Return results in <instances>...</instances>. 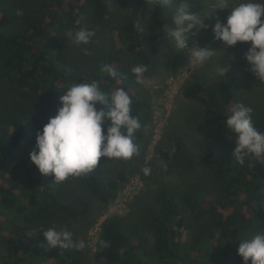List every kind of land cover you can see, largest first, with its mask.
<instances>
[{"label": "trees", "instance_id": "16d2710c", "mask_svg": "<svg viewBox=\"0 0 264 264\" xmlns=\"http://www.w3.org/2000/svg\"><path fill=\"white\" fill-rule=\"evenodd\" d=\"M124 1L0 0V264H90L88 247L49 249L41 233L63 227L83 242L97 213L117 198L118 179L109 173L105 157L93 173L60 183L51 174L39 173L29 160L35 134L73 83L97 81L102 91L119 87L129 94L132 115L141 123L134 136V158L142 161L152 108L130 70L135 61L151 63L148 23L152 15L163 28L168 22L164 7L158 0H129L127 14L116 27L123 49L109 44L101 53H81L76 60L66 55L64 43L70 30L119 21ZM105 65L116 68L122 78L113 80L103 72ZM181 95L234 138L225 123L241 97L233 80L209 85L194 80L183 85ZM253 124L264 133V114ZM233 149L212 135L201 139L199 147L188 135L157 143L158 159L184 160L190 171L206 175V182L162 188L137 219L105 218L94 259L100 264H243L237 255L240 233L264 230V155L241 164Z\"/></svg>", "mask_w": 264, "mask_h": 264}, {"label": "clouds", "instance_id": "9594fccd", "mask_svg": "<svg viewBox=\"0 0 264 264\" xmlns=\"http://www.w3.org/2000/svg\"><path fill=\"white\" fill-rule=\"evenodd\" d=\"M161 7L176 4L171 26L164 32L176 50L191 49L190 60L194 66H205L217 49L190 46L201 29L208 25L199 12L193 10L192 0H158ZM215 10H229L224 21L217 19L211 26L213 40L225 47L237 43H249L243 59L249 70L264 81V0H216ZM76 45H87L95 36L88 28L69 33ZM84 54L88 50L83 49ZM219 59V58H218ZM216 60L215 75L223 78L229 67H221ZM148 66L137 64L131 68L135 82L150 87L155 81L147 77ZM103 72L113 80L122 74L105 65ZM97 104L103 107L97 109ZM56 114L50 117L35 134V144L29 152L30 162L43 175L51 174L54 182L60 183L70 177L86 176L94 172L101 157L131 160L138 154L134 143L135 133L141 128L138 118L132 115V99L123 88L102 91L97 81L73 83L59 98ZM226 126L234 136L233 158L243 164L246 158L264 155V133L257 131L253 124V109L237 103L226 119ZM105 125L107 126L105 128ZM143 174H151V168H143ZM47 248H61L81 251L83 242L74 240L67 228L49 227L41 233ZM237 255L243 264H264V231L239 240ZM102 247H108L100 240Z\"/></svg>", "mask_w": 264, "mask_h": 264}, {"label": "rangeland", "instance_id": "374dc122", "mask_svg": "<svg viewBox=\"0 0 264 264\" xmlns=\"http://www.w3.org/2000/svg\"><path fill=\"white\" fill-rule=\"evenodd\" d=\"M129 2L125 0L120 6L123 8H121L119 21L106 27L99 25L83 27L94 31L95 35L96 33L100 35L99 39L94 36L87 45H76L70 38L69 33L74 34L79 29L66 32L64 35L66 55L78 60L81 53H84L83 49L88 50L87 55H95L103 52L109 44L123 49L116 27L125 18L126 11L130 7ZM215 2L216 0H192L193 10L199 12L202 18L206 16L204 23L209 27L207 30L201 29L197 36L190 40V46L196 44L199 47L217 49L215 56L203 67H197L191 63V49L176 50L165 35L164 28L171 26L175 3L164 8L168 22L163 28L158 25V20L150 16L148 30L153 57L151 63L147 65L149 70L145 75L152 78L155 84L150 87L140 85L144 97L150 102L152 108L151 120L145 130L148 140L142 151V161H136L135 156L127 161L105 157V166L109 173L118 179L119 191L115 201L107 209L97 213L95 220L86 228L82 236L84 246L89 248L90 264H100L94 259V252L98 242L99 226L105 218L117 216L137 219L142 215L143 208L156 199L158 191L162 188L168 186L186 188L206 182V175L200 174V170L190 171L185 167L184 160L167 162L158 159L154 155V146L157 143L172 142L180 135H188L199 147L201 139L212 135L229 149L235 147L234 138L224 134L215 120L205 113L201 106L182 97L181 89L184 84L194 80L207 85L220 79L233 80L241 96L239 103L253 109V119L264 114V81H260L249 70L248 64L243 59L250 42H238L233 47H225L222 42L213 40L212 24L217 19L224 21L229 14V10H215L213 7ZM217 59L221 67H229V71L223 78L215 75ZM137 64L141 63L135 61L132 65ZM56 110L57 108L47 113L45 123L56 114ZM37 115L42 117L41 114ZM145 167L151 168V174L148 176L143 174ZM256 233L242 232L241 239Z\"/></svg>", "mask_w": 264, "mask_h": 264}]
</instances>
